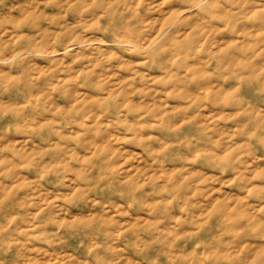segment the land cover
<instances>
[{
    "label": "clouds",
    "instance_id": "9594fccd",
    "mask_svg": "<svg viewBox=\"0 0 264 264\" xmlns=\"http://www.w3.org/2000/svg\"><path fill=\"white\" fill-rule=\"evenodd\" d=\"M0 264H264V0H0Z\"/></svg>",
    "mask_w": 264,
    "mask_h": 264
}]
</instances>
